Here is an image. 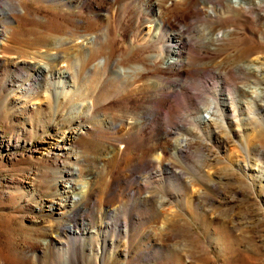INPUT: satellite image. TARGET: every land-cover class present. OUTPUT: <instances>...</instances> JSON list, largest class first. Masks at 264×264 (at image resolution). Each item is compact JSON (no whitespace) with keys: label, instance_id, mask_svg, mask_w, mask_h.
<instances>
[{"label":"rangeland","instance_id":"1","mask_svg":"<svg viewBox=\"0 0 264 264\" xmlns=\"http://www.w3.org/2000/svg\"><path fill=\"white\" fill-rule=\"evenodd\" d=\"M18 1H21L24 8L27 7L32 22L40 17L47 18V22L64 23L73 19L65 12L88 14L86 4L71 10L51 0ZM140 1L143 0H119L121 5H116L114 25L108 16L101 17L98 24L106 30L103 31L105 36L108 34L112 40L110 49L103 50L104 53L111 50L110 56L115 54L125 57L124 53L127 52L131 59L139 58L141 54L158 53L159 60L152 62L153 66H157L165 60L163 52L151 51V48L142 51L137 46L141 44L140 32L147 29L145 25L148 22L145 20L155 16V7L141 4ZM156 1L162 5L160 10L170 7V11L178 12L176 6L173 7L178 0ZM207 1L198 4L200 0H196L195 6L208 9L212 5L214 7V0ZM218 1L222 9H215L214 12L219 11L215 13L218 17L198 12L185 20L180 18L179 24L165 29L177 33L181 26L186 25L189 33L197 38H194L195 44L189 46L188 51L185 49L182 56L186 58L185 67L182 68L189 72L164 73H169L172 79L180 78L182 83L192 87L189 92L192 104L184 103L180 96L172 95V88H167L172 100L169 114L160 108V112L148 123L130 125L129 121L139 117L132 115L131 118L130 114L118 110L130 106L129 101H124L122 97L138 94L139 79L147 76L153 78V75L161 73L158 68H151L146 61L140 62L141 59L136 61L147 64L146 73H142V76L136 72L120 75L122 78L119 76L118 80L122 84H136H127L123 94L110 98L109 101L120 99L118 101H121V105L119 103L114 109L105 108L104 111L99 108L97 111H88V107L94 104L92 100V103L89 101L83 104L79 111L69 112L68 105L62 106V98L55 105L54 93L49 90V86L28 95L20 93L18 87L8 90L9 86L4 85L8 75L0 69V264H264V180H260L261 170L257 167L264 162V146L257 144L259 134L262 132L264 135V111H260V114L246 109L242 113L236 112L234 121L225 120L216 136L212 134L211 128L198 121V116H214L203 110L202 104L205 98L219 104L216 88L221 80H224L222 86L229 89V92L246 82L256 87L264 86V77L234 68L237 60H240L241 52L247 49L252 50L249 58L257 57L264 62V39L260 38L264 29L259 25L260 20L255 15L254 7L248 5L247 9H231L228 8L230 6L224 7L222 0ZM226 2L233 4L232 0ZM110 6V2H105L108 10ZM23 23V27L29 25L25 21ZM7 26L6 16L0 15V29L7 31ZM200 26L202 30L199 31ZM27 27L38 30L41 25L35 23ZM206 27L213 32L228 28L230 35L220 43H210L209 46L205 40L202 44L197 36H201V32L208 33ZM20 47L26 53H32L34 49L33 46ZM103 50L100 54H103ZM12 55L8 52L0 53V63L5 61L3 66H7ZM79 55L75 59V62H79L77 67L82 62ZM120 61L122 66L131 62L129 59ZM205 67L207 72L200 71ZM26 70L29 73L32 71L29 68ZM107 71L101 69V79L107 76ZM90 76L95 77L93 74ZM204 77L207 83L201 84L199 81ZM29 80L23 81L25 83ZM231 97L234 100V96ZM79 101V98H74L77 104ZM191 105L199 106V109L201 106L200 113L193 111ZM219 109L222 110L220 105ZM110 112L123 116H119L117 121L123 119L124 124H112ZM258 118L262 121L257 122ZM83 124L93 127L84 134L86 137L82 135L80 138L84 142L78 140L79 144L77 142L73 149L80 150V145L88 142L89 150L84 151L86 154L80 153L75 159H69L68 163L61 165L53 163V157L47 153L48 149L32 151L35 146L42 144L47 134L67 131ZM253 124L257 127H252ZM181 136H187L190 141L186 152L182 156L179 153L173 155L174 140ZM149 160H152L151 165H146ZM166 161L175 169L182 170L181 178L173 180L164 171L156 170L158 164ZM75 165L77 172L74 178L78 183H84L82 189L85 191L82 194L83 201L75 204L72 211L86 204L78 212L77 221L72 224L78 231L84 228L86 232L79 236L76 234L73 238L65 222L61 223V229H53L52 220L47 216L46 204L56 198L60 171L70 170ZM184 179H190V183H184ZM155 197L168 199L164 205L167 219L161 217V212H153ZM107 211H114L121 223H111ZM125 223L127 236L123 232ZM97 249L104 251L102 256Z\"/></svg>","mask_w":264,"mask_h":264},{"label":"bare ground","instance_id":"2","mask_svg":"<svg viewBox=\"0 0 264 264\" xmlns=\"http://www.w3.org/2000/svg\"><path fill=\"white\" fill-rule=\"evenodd\" d=\"M51 1L59 5H64L71 10L74 7L81 8L82 6H84V4H86L85 6H86V10H88V14L84 15V14L77 13V12L71 14L70 12H65L66 15L70 14V17H73L74 20L73 19L71 20V18L69 17L70 19L68 18L69 20L67 22L65 21L64 23H61L57 20L56 21L58 23H55V22L53 23L49 21L48 23L46 20L47 18L43 19L40 17L37 21L35 20L36 22L35 21L32 22L29 17V13L26 9L27 7L24 8L21 1L0 0V15L6 16L7 24H8L7 31L4 29H0V53L8 52V54H13L11 57H9L10 62L8 63L7 66L6 65L3 66V64H5V61H2V63H0V66H1L0 69L6 71V75H8L7 78L4 79V85L9 86L8 90L12 89L13 87H18L20 93H23L24 95L26 94L28 95V94H31V92H38L39 90H41V87L45 88V86H49L48 87L49 90L53 91L54 93L53 96L55 100V105H57L59 99L62 98L63 100V102H61L62 106L68 105L69 112L79 111L83 104L89 101L92 103V100H94V104H91L88 107V111L95 110V109L97 111L98 108L99 110L103 109L104 111L105 108L116 107L119 103H120L119 105H121V101H118L120 99H113L112 101H109V100H111L110 98L112 96H115L116 94L117 95L123 94L122 91L126 87V85L131 84L127 82H124L127 84H122L121 82H119L120 79L118 80V77L120 75H123V76L125 74L130 75L131 73L136 72L135 74L142 76V73H146L147 64L138 63L139 61L137 59L139 60L141 59L140 62L146 61L151 66V68L156 67L159 69V71H161V73L158 74L157 76L153 75L154 76L153 78H150L147 76V77H144V79L142 80L139 79L140 81L138 80L139 85L137 88H140V89L139 91L135 90L138 92V94L132 97L131 96L129 97V95L126 97L125 96L122 97L123 100L126 99L127 102L129 101L130 106H126L125 108L118 109V110H122L121 112H123V114H130L131 118H132V115H135V116L137 115L139 117V119L129 121L128 123L130 125H141L144 123H148L150 120L153 119L155 114L160 112V108H164L166 110V113L169 114L171 110L170 108L172 106L171 105L172 100L168 92L166 91L167 88H172L173 89L172 95L175 94V96H180L184 103L186 102V103L192 104V97L189 95L190 88L192 87L187 86L186 83L184 84V82L182 83L180 78L172 79L168 76L169 73L168 75L164 73H167V71H177V73L179 74H181L182 72L183 73L187 71L189 72V70H183V68L185 67L186 58L182 56H183V52H185V49L187 50L189 46H192L195 44V41L197 38L196 36H192L190 34L191 32L189 33V30H188L189 27L186 28V25L181 26V27L179 26L181 29L179 30L180 32L178 31L177 33L176 32L174 33V31L170 32L165 29L168 28L169 26L171 28V26L175 24H179L180 22L178 23V20H180V18L184 19L190 16L192 17L194 13L200 12L210 17L217 16L215 15V13L218 14L220 10L222 11L221 5L218 0L212 1L214 2V7H212L213 5L211 6V3H210V5H208V7L211 6L209 9L195 6L196 0H178V2L176 1L173 5V7L176 6L177 8L176 10H178L177 13L170 11L171 10L169 9L170 7L164 10H160L159 7L161 3L157 1L154 2V0L152 3H149L150 1H148L147 3V0H143L142 2L140 1L141 4L150 5L149 7L153 5L155 7V10L153 11L155 16H151L149 18H147L148 16L147 17L144 16L145 18H147L145 21L148 22L147 23L148 25H145L147 27L146 30H143V32H140L141 39L139 38V40H141V44L140 45L138 44L137 46L139 48H142V51H145L144 49L146 48H151V51L152 49H154L155 51L159 50L160 52H163V54L165 55L164 56L165 60H162V63H160L157 66H153L152 62H156L157 60H159V58L157 57L158 53L147 54L148 52H146L147 55L141 54L139 58H133V59H131V57L128 58L129 53L127 54V52L124 53L125 57H122L119 55L115 56V54L110 56L111 52L109 53V51L111 50L109 51L107 50L108 52L104 53L103 49H110L112 40L109 39L110 37L108 34L105 36L106 33L104 34V32L106 30L104 31L103 30L104 28L102 29V27L98 23L101 17L105 15V16H108V19L110 18L109 21H111V24L114 25L115 17H116V13H115L116 5L117 6L118 4L119 6L121 5L120 3H118L119 0H99V2H97L96 0H90L87 3H85V1L87 0H51ZM124 1L125 2H131V1L135 2L136 0H124ZM203 1L205 2L207 0H200L198 4L199 3L201 4ZM222 1L225 3L224 4L225 6L223 5L224 7L230 6L228 8L232 7L233 9L234 8H238L240 10L244 8L247 9L246 6L248 5L254 7L255 15L256 17H258L257 19L260 20L259 25L262 27V29H264V20H263L264 19V0H232L233 4L231 3L230 5L227 4L229 2H226L228 0H222ZM105 2H110V5H111L110 10H108L105 7ZM224 7H223V10H224ZM148 9H146V11ZM215 9L216 10L220 9V10L218 12H214ZM197 19L200 20L199 17ZM23 21H25L29 25L38 23L39 25H41V28L39 29L37 28L38 30L33 29L35 27L28 28L27 26L29 25H27L26 27H23L22 26L24 24ZM189 22H191V20ZM256 22L258 23L259 21H256ZM211 25L210 27L212 28ZM201 26H200L199 31L202 30ZM194 27L196 28L197 26H194ZM227 29L225 28V29L217 30L213 32L212 30H208L207 28V31H209L208 33L203 32L204 33L203 34L201 32V36L199 35L197 37L202 40V44H203V41L205 40L206 42L208 41L209 42L208 45L210 46V43H218V42L220 43L222 39L223 40L227 39L228 38L227 36L230 35L229 33L230 31L228 32ZM260 38L261 40L264 39V30L262 31ZM158 41H160V43ZM21 45L33 46L34 49L32 53H26L22 51L20 47ZM102 50H103V54H100ZM250 51L247 49L241 52V55H239L240 60H237V63H235L234 68H236V70L243 71V73L255 74V76L259 75V76L264 77V62H261L259 59H257V57L249 58L248 55L251 53ZM253 52L256 53L255 51ZM78 55L81 56L80 60H82L79 67L76 66L79 62L77 63V60L75 62V59L78 57ZM121 59H124V60L129 59L131 62L130 64L122 66L120 63ZM236 59H239V58H236ZM62 65H64V67ZM8 66H9L10 72L7 70ZM10 68L12 70H10ZM26 68H29L32 71L29 73L26 70ZM102 68H104L105 71L106 69H108V71L106 72L108 74L104 79L103 78L101 79L102 75L100 74V73H103L101 72ZM205 69L207 68L205 67L199 70L205 72L206 71ZM90 74L95 75V77L91 78ZM206 77H204L205 79L202 78V80L199 82L201 84H206L207 83ZM28 78H30V80L24 83L23 80L28 79ZM123 81H125V79ZM198 83H197V86H198ZM224 83H225L224 80L223 81L221 80L220 82L217 83L216 89L218 90L217 94L219 95L218 96L219 104L218 103L216 104V101H213L212 103V101L207 100V98H205L206 100H204L203 104L201 103L204 106V107L202 106L203 110L207 111L208 114L212 113L214 116H210V115H209L210 117L198 116L199 118L198 121L201 124L205 125L206 127L211 128L212 134H214L215 136L219 131L218 128L221 126H224L225 120L226 121L228 120L229 122L234 121L233 117L235 116L236 112L240 111L242 113V111L247 110L248 112H250V110H253L255 111V114H256V112L259 113L260 111H264V99H263L264 98V86L256 87L255 83H253L255 86H252L246 82V84H243L241 86H238V85H237L238 87L234 86L235 87L233 88L234 91L232 89L233 92L231 91L232 92L231 93L228 91L229 89H225L226 87L224 88V86H222L224 85ZM68 87H70V89H67ZM223 90H226V92H224ZM44 92L45 91H43V93ZM62 93L63 95H61ZM42 95L46 97V95L44 94ZM231 96H234V100L231 99L233 98ZM76 97L80 99L78 104L77 102H74V98ZM211 98L212 100H214L213 97ZM231 100L234 101V103H232ZM23 102L26 103V100H23ZM24 105L26 107V104ZM219 105L222 108V110L219 109ZM123 106L124 105H122V107ZM191 106L193 107V105ZM200 109H201V106H200ZM200 109H199V106L197 107L194 106L192 108V110L195 111L196 113L197 112L200 113L199 111ZM111 113L112 112H110L109 114L110 116L109 118L112 124H117L118 126H120L121 124L122 125L124 124L122 123L123 119H118L117 121V118L121 115L119 114L117 115L116 113H113V114ZM219 114L221 115L219 116ZM257 117H259V115H257ZM256 121L260 122L262 120L258 118ZM262 122H264V119ZM254 126L256 125L253 124L252 127ZM92 127H93L92 125L83 124L81 126H74L67 131H62V132L55 133V134H47L46 138L43 139V141H41L42 144L40 146H35L32 149V151L39 152L42 149H46V150L48 149L47 153L48 155H50V157L51 156L53 157L52 159L53 163L63 165L65 163H68L69 159H75L77 156L80 155V153L84 155L85 153L84 151H86L85 149L89 148L87 147L89 144L87 142L88 139L86 140L88 144L85 143L87 145L85 144L80 145L81 146V148L79 147L80 150L79 149L75 150L73 149V147L74 146L76 147L75 144L77 142L78 144L80 141L82 143L84 142V140L82 141L80 140V138L82 137V135L84 134L86 135L88 130L91 129ZM246 128H250V126L249 127L247 126ZM261 133L259 134L260 135L258 137L259 143L257 144L264 146V135H262ZM85 135L84 137H86ZM216 138H218V136ZM188 140L189 138L187 136H181V137L176 138L174 140V149L172 150L171 153L173 155H175L176 153H179L182 156L186 152L188 142H190ZM151 162L152 160L147 161L146 165H149ZM157 167H156L157 168L156 170L160 169L161 172L164 171L170 177V179L178 180V178L182 177V170L175 169L170 162H167V161L163 162L162 164H158ZM257 167L259 168V170H261V172H259L261 176L260 180H264V162H262L261 165L258 164ZM62 170L60 171V174H59V177L61 178L58 179L57 181L58 189L56 191V198L49 200L48 204H46V207L48 209L47 216L51 218L53 229H55L56 231L61 229L62 227L61 223L65 222L64 223L65 227H67V229L69 230V233L74 238L76 234L79 236L81 235L82 232H86L84 228L78 231V229L74 228V224H72L73 221H77L76 219H78V216H77L78 212L81 210V208L83 209L86 204L85 203L84 205L79 207L77 210L72 211L73 210L72 207L75 204H79L81 203V201H83L84 195L82 194L84 193L85 190H83L82 188L84 187V183H78L76 179L74 178V175L77 172L76 165L74 166V168L70 170L69 169H62ZM184 183H190V179H184ZM77 189H79V191H76ZM179 189L180 187H178V190ZM167 200H168L167 198H161V197L153 198V201H154V205H153L154 211L153 212H155L156 214L157 212L158 213L161 212L160 213L161 217H164L166 219L168 217H165L164 215V213L166 214L164 205L168 203ZM145 201L148 202L149 199H145ZM92 202L94 203V200ZM67 212H69L68 217H67ZM106 213L111 223L117 225L120 222L119 219L116 217V213L114 211H107ZM81 220L87 224L86 221H84L83 219ZM127 231H128L127 224L125 223L123 225V232L125 236H127L128 234ZM80 238L83 239V237H80ZM104 249H105V245L103 242V250ZM103 250L100 251L99 249H97V252L98 253L100 252V256L103 255V252H104Z\"/></svg>","mask_w":264,"mask_h":264}]
</instances>
